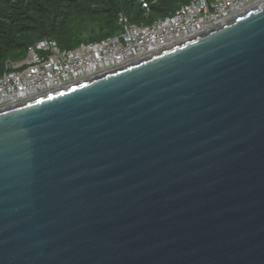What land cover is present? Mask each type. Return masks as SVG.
<instances>
[{
	"label": "water",
	"instance_id": "water-1",
	"mask_svg": "<svg viewBox=\"0 0 264 264\" xmlns=\"http://www.w3.org/2000/svg\"><path fill=\"white\" fill-rule=\"evenodd\" d=\"M0 264H264V2L1 110Z\"/></svg>",
	"mask_w": 264,
	"mask_h": 264
},
{
	"label": "built area",
	"instance_id": "built-area-1",
	"mask_svg": "<svg viewBox=\"0 0 264 264\" xmlns=\"http://www.w3.org/2000/svg\"><path fill=\"white\" fill-rule=\"evenodd\" d=\"M264 0H192L153 25H136L120 15L122 33L62 50L41 39L22 61L6 62L0 77V111L110 73L187 41L263 3ZM142 8L149 11L146 0Z\"/></svg>",
	"mask_w": 264,
	"mask_h": 264
},
{
	"label": "trees",
	"instance_id": "trees-1",
	"mask_svg": "<svg viewBox=\"0 0 264 264\" xmlns=\"http://www.w3.org/2000/svg\"><path fill=\"white\" fill-rule=\"evenodd\" d=\"M192 0H0V77L6 62L26 58L41 39L56 41L62 50L120 35V15L136 25H153ZM88 38H82L83 33Z\"/></svg>",
	"mask_w": 264,
	"mask_h": 264
},
{
	"label": "rangeland",
	"instance_id": "rangeland-1",
	"mask_svg": "<svg viewBox=\"0 0 264 264\" xmlns=\"http://www.w3.org/2000/svg\"><path fill=\"white\" fill-rule=\"evenodd\" d=\"M88 37H89V34L87 32L82 34V38H88Z\"/></svg>",
	"mask_w": 264,
	"mask_h": 264
}]
</instances>
